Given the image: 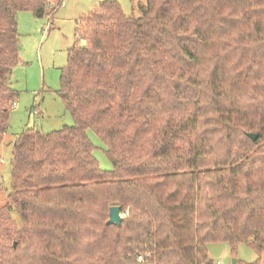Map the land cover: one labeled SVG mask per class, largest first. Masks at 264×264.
Returning a JSON list of instances; mask_svg holds the SVG:
<instances>
[{
    "label": "trees",
    "instance_id": "trees-1",
    "mask_svg": "<svg viewBox=\"0 0 264 264\" xmlns=\"http://www.w3.org/2000/svg\"><path fill=\"white\" fill-rule=\"evenodd\" d=\"M60 2L0 0V144L17 98V14ZM139 10L102 0L76 21L59 90L73 123L15 139L0 264H213L211 242L246 244L258 257L236 264H264V0ZM113 205L119 226L106 224Z\"/></svg>",
    "mask_w": 264,
    "mask_h": 264
},
{
    "label": "rangeland",
    "instance_id": "rangeland-1",
    "mask_svg": "<svg viewBox=\"0 0 264 264\" xmlns=\"http://www.w3.org/2000/svg\"><path fill=\"white\" fill-rule=\"evenodd\" d=\"M57 1L49 0V3L54 6ZM115 1L126 16H139V7L146 4V0ZM101 2L102 0H61L53 14L42 18H36L30 11H20L17 14L19 64L12 69L10 76L17 98L8 116V128L1 135L0 212L7 204L11 184L12 146L17 136L26 129L49 133L73 123L59 95L61 69L67 64L68 48L74 42L76 20L81 21ZM86 135L93 145L92 155L99 168L110 171L112 164L105 152V145L91 130ZM9 221L7 225H12V228L18 222L16 215L13 214ZM206 249L213 264H233L234 259V264L238 260L252 262L258 257L251 247L243 243L232 250L226 242H211L206 245ZM140 260L138 257V261ZM262 262L264 263V255Z\"/></svg>",
    "mask_w": 264,
    "mask_h": 264
},
{
    "label": "water",
    "instance_id": "water-1",
    "mask_svg": "<svg viewBox=\"0 0 264 264\" xmlns=\"http://www.w3.org/2000/svg\"><path fill=\"white\" fill-rule=\"evenodd\" d=\"M247 136L251 140L255 141L258 137V134L257 133H247ZM120 210H121L120 207L117 205H113L109 207L108 218L106 220L107 225L119 226L121 224L122 216H121ZM235 261L236 260L234 259L232 263L234 264Z\"/></svg>",
    "mask_w": 264,
    "mask_h": 264
},
{
    "label": "built area",
    "instance_id": "built-area-1",
    "mask_svg": "<svg viewBox=\"0 0 264 264\" xmlns=\"http://www.w3.org/2000/svg\"><path fill=\"white\" fill-rule=\"evenodd\" d=\"M14 106H15V104L13 105V107H14ZM139 258L141 259V257H139ZM217 264H221V263L218 262Z\"/></svg>",
    "mask_w": 264,
    "mask_h": 264
},
{
    "label": "crops",
    "instance_id": "crops-1",
    "mask_svg": "<svg viewBox=\"0 0 264 264\" xmlns=\"http://www.w3.org/2000/svg\"><path fill=\"white\" fill-rule=\"evenodd\" d=\"M76 21H78V19L76 20ZM76 23V22H75ZM74 28H75V26H74ZM69 49V48H68Z\"/></svg>",
    "mask_w": 264,
    "mask_h": 264
}]
</instances>
